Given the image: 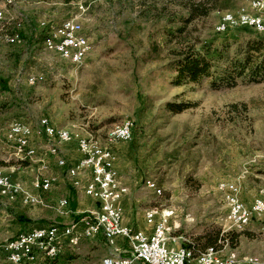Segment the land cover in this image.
Masks as SVG:
<instances>
[{
  "label": "rangeland",
  "instance_id": "obj_1",
  "mask_svg": "<svg viewBox=\"0 0 264 264\" xmlns=\"http://www.w3.org/2000/svg\"><path fill=\"white\" fill-rule=\"evenodd\" d=\"M224 1L225 9L184 24L180 19L186 14L172 0H105L84 12L77 7L78 0H0L4 14L0 79H6L9 87L5 92L0 89V172L18 174L24 179L20 184L31 190L42 165L38 160L43 159L46 175L55 180L52 192L46 199L43 196L47 209H29L19 203L21 217L28 220L29 210H43L46 222L53 223L58 215L54 207L59 199H66L70 181L68 177L66 181V169L45 155L51 143L43 135L32 138L31 145L38 152L34 161L19 160L5 140L11 123L23 122L35 133L39 119L45 117L55 127L69 129L74 140L91 134L99 145L109 148L108 134L129 119L134 123L131 140L111 149L122 181L132 191L131 202L144 220L151 209L168 213V240L175 238L184 247L195 241L201 245L198 239L213 228L229 238L241 235L235 248L220 241L219 255L264 260V224L253 220L251 229L244 232L229 228L227 206L218 190L222 181L235 183L246 206L256 198L264 200V80L213 87L210 80L200 79L175 86V72L167 68L179 53L205 54L209 47L225 45L231 57L236 45L251 33L264 35L238 27L217 34L219 19L225 15H263L253 6L261 1ZM68 19L80 24L92 42L80 66L44 51V41L38 37L41 30L46 37L47 29L39 30L41 22L50 28ZM74 29L78 34V28ZM14 31L21 41L17 45L4 40L6 36L13 39L9 35ZM29 76L42 80L27 85ZM167 102L189 103L191 108L172 113L165 110ZM73 143L70 147L78 156ZM67 147H57L66 163ZM146 181L156 183L160 195L147 189ZM75 190L83 194L82 189ZM4 207L0 211L9 214L0 213L5 221L0 219V228H14L10 219L14 220L16 209ZM60 217L65 224L66 218ZM3 263L8 262L0 252Z\"/></svg>",
  "mask_w": 264,
  "mask_h": 264
},
{
  "label": "built area",
  "instance_id": "obj_2",
  "mask_svg": "<svg viewBox=\"0 0 264 264\" xmlns=\"http://www.w3.org/2000/svg\"><path fill=\"white\" fill-rule=\"evenodd\" d=\"M103 1L105 0H78L77 7L84 12L92 4ZM6 3H9V0H6ZM250 8L254 11V7ZM3 19V11H0V20ZM219 20L220 28L217 34H222L227 27L249 28L256 33L264 34V20L247 21L242 14L222 17ZM64 22L66 38L44 37V51L64 47L70 50V57L76 58V63L84 62L92 42L83 34L81 25L74 22V19ZM71 28H78L77 36H69ZM19 42V36L13 35V45ZM40 80L42 77L29 76L25 83L35 85ZM124 122L125 131H120L116 138H110L109 148H101L99 140L91 134L89 137L75 139L74 145L80 159L67 168V177L73 188L82 189L86 197L98 204V210L67 226L37 227L10 240H0V252L4 258L10 259V264H52L66 249H74L80 241L91 239L101 233L107 244L112 247L117 239L126 241L129 255L126 258L119 257V262H112V255L115 254H109L99 264H264V260L258 257L238 259L231 254L223 258L212 247L197 254L187 247H170L167 225L169 215L165 211L151 209L145 213V222L150 227L147 231L134 230L122 225L123 211L119 201L126 189L118 184L116 157L111 146L131 140L134 123L129 119ZM38 126L39 130L34 133L29 125L20 121L9 125L5 140L13 149L14 155L21 161H34L38 152L31 145L32 138L34 134L37 137L43 135L51 143L45 155L56 159L55 164L58 168L66 169L67 163L58 156L57 147L71 144L55 143L54 138H50V130L60 131V134L64 135V128L53 127L51 121L45 117L39 119ZM38 162L42 165L39 168L40 173L31 184V190L0 172V199L8 202L19 201L23 207L29 209L46 208L47 204L42 194L53 190L55 180L51 175H46L47 167L43 159ZM85 173H88L89 178L82 182L81 177ZM145 185L147 189L160 195L161 191L156 183L146 181ZM218 190L222 193L227 206L226 223L229 228L244 232L249 229L253 220L264 224L262 198L254 199L252 205L248 207L240 200L239 187L235 183L222 181L218 184ZM67 208L68 201L63 198L57 201L54 210L59 216L66 217Z\"/></svg>",
  "mask_w": 264,
  "mask_h": 264
},
{
  "label": "trees",
  "instance_id": "obj_3",
  "mask_svg": "<svg viewBox=\"0 0 264 264\" xmlns=\"http://www.w3.org/2000/svg\"><path fill=\"white\" fill-rule=\"evenodd\" d=\"M172 1L178 3L185 12L186 17L180 19L184 24H188L196 19L205 18L213 10L219 11L225 9L227 6L226 1L224 0ZM242 29H247L253 32V30L249 28ZM16 34L19 35V32L14 31L9 36ZM38 37L42 43L44 32L40 31ZM225 51H227V47L222 45L214 48H207L205 54L194 51L179 53L177 58L169 62L167 66L169 70L175 72L173 84L179 86L183 82L196 83L200 79H207L210 80V84L213 87H233L237 84V81L256 82L264 80V35L253 36L251 33L245 41L236 45L231 57H229ZM220 63H222V65L219 67L218 64ZM0 89L3 92L9 90L8 81L4 78L0 79ZM164 107L168 112L180 113L184 110L190 109L191 105L189 103L167 102ZM17 220L22 224H26V220L22 217H17ZM240 236L241 235H237L229 238L221 235L220 229L213 228L211 231L204 233L198 239L199 242L203 241L201 245L195 241L186 244L185 247L190 249L194 254L202 252L208 247H212L217 251L218 243H220V241L223 243L228 242L231 248H235V246H237V239ZM199 246H202V248H199Z\"/></svg>",
  "mask_w": 264,
  "mask_h": 264
},
{
  "label": "crops",
  "instance_id": "obj_4",
  "mask_svg": "<svg viewBox=\"0 0 264 264\" xmlns=\"http://www.w3.org/2000/svg\"><path fill=\"white\" fill-rule=\"evenodd\" d=\"M10 2H12V0H9V3ZM41 27L47 30L51 28V27L48 28L44 22L41 23ZM4 40L5 42H13V39L7 36L4 37ZM85 135L87 136L89 134H85ZM114 145H117V144H114ZM67 148H68V151L66 153V159L68 163L66 167V181H67V168L75 164L80 159L79 155L77 156V154H75V150H73L70 147V145H68ZM115 170L117 172L119 186L126 189V192L122 195L119 201V206L121 207L123 211L122 225L128 228L134 229V230H146L147 231V226L144 220V215L140 211H138L136 208V205L131 202L132 191L130 187L124 181H122V177L120 176V171L118 170V167L116 164H115ZM3 174L9 177L12 181L16 182L20 180L19 183H21V181H24L22 177L19 179L20 176H18V174L16 175H11V174L9 175L7 173H3ZM88 178H89L88 173H85L84 175H82L81 181L85 182L86 180H88ZM51 192L52 191H50L49 193L42 194V197L45 195L44 198L46 199V196H48V194H50ZM66 199L68 201V209H67L68 211H67L66 217H60L63 219L66 218L65 224H64L65 220L60 221V219L58 218L59 217L58 215H55L57 216L55 219L56 221L53 220V223L50 224L49 222H46L48 218L45 217V215L47 214L43 213V210H37V211L29 210V212L26 214L27 216H29L28 222L27 220L25 222L26 224H28L26 226H24V224L20 223L17 220V217L22 216V214L19 213V210H17V206L19 205V202L18 201H15V202L6 201L5 202L4 200L0 199V207L5 206L4 208L8 209L7 206H10L11 208L16 209V212H15L16 216L14 220L10 219L11 222H14V228H8L7 226L0 228V235L4 237L9 236L6 238H3L2 236H0V240L1 241L10 240L16 237L21 232L24 233L33 228H37V226L33 227V225H38L39 227L59 226V225L67 226V225L77 222L79 219L88 215L89 213L95 212L98 210L97 203H95L94 201L86 197L84 194L80 192L78 193L70 185L68 181L66 184ZM252 202L253 200L249 204H247V206L250 207L252 205ZM44 209H47V208H44ZM5 212L7 213V210ZM5 212L0 211V213L3 215H5ZM8 214L9 213H7L5 216H8ZM34 214H36L38 217L32 218L31 216H33ZM1 220L4 221L3 219ZM252 223L249 226V230L251 229V226H253ZM30 226L32 227L31 229H29ZM13 231L16 233L18 232L19 233L16 234L15 236H12L11 233H14ZM262 231L264 232V228H262ZM175 240H176L175 238H172V239L170 238L168 240V245L172 248L184 247L181 242L179 241L175 242ZM109 254H115V256L126 258L129 255V246L126 243V241L122 239H117L113 247L109 246L107 242L105 241L103 235L100 233L91 239L80 241L79 245L75 249H66V251L62 255H60L52 264H57L56 263L57 260H60V259H66V262L64 264H99L101 260L104 257L108 256Z\"/></svg>",
  "mask_w": 264,
  "mask_h": 264
},
{
  "label": "bare ground",
  "instance_id": "obj_5",
  "mask_svg": "<svg viewBox=\"0 0 264 264\" xmlns=\"http://www.w3.org/2000/svg\"><path fill=\"white\" fill-rule=\"evenodd\" d=\"M255 8L258 10H262L264 16V1H261L259 4L253 5ZM251 16V15H250ZM260 17L259 15L256 16H251V17H244L247 21H254V20H262L263 17ZM224 17H230L228 15H225ZM1 21V20H0ZM220 25L217 27V31H219ZM228 28V27H227ZM226 28V29H227ZM225 31V30H224ZM78 34L75 32L74 28L69 29V36H77ZM55 37V39H65L66 38V31H65V22H61L59 25L51 27L49 30L46 32V37ZM91 48V47H90ZM88 49V52L90 50ZM43 50H45V41L43 42ZM49 53H54L58 57H60L64 61H71L73 64L80 66L82 62L76 63V58L70 57V50H67L64 47H56L54 49L48 50ZM55 127L54 125H52ZM59 128V127H56ZM120 131H125V123H123L121 126L113 129L109 134H108V139L110 138H116L117 136L120 135ZM50 138H54L55 143H63V144H75V140L72 138V133L64 128V135L60 134V131L57 130H50ZM101 148H107L101 146ZM264 198V197H263ZM263 207H264V200H263ZM5 260L10 263V259ZM112 262H119V257L112 255Z\"/></svg>",
  "mask_w": 264,
  "mask_h": 264
}]
</instances>
